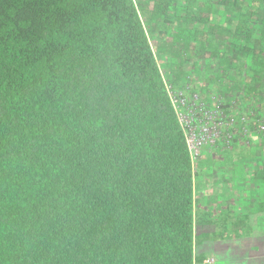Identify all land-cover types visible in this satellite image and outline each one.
<instances>
[{"label":"trees","instance_id":"16d2710c","mask_svg":"<svg viewBox=\"0 0 264 264\" xmlns=\"http://www.w3.org/2000/svg\"><path fill=\"white\" fill-rule=\"evenodd\" d=\"M167 83L264 115V0H0V264H207L253 239L264 134L194 167Z\"/></svg>","mask_w":264,"mask_h":264},{"label":"built area","instance_id":"2783aa9c","mask_svg":"<svg viewBox=\"0 0 264 264\" xmlns=\"http://www.w3.org/2000/svg\"><path fill=\"white\" fill-rule=\"evenodd\" d=\"M166 86L185 132L194 167L205 146L224 143L230 147L238 133L243 136L241 140L249 144L251 139L264 134V115L259 117L251 109L236 106L226 109L222 95L214 93L211 99H206L189 83L183 88H174L169 83Z\"/></svg>","mask_w":264,"mask_h":264},{"label":"rangeland","instance_id":"374dc122","mask_svg":"<svg viewBox=\"0 0 264 264\" xmlns=\"http://www.w3.org/2000/svg\"><path fill=\"white\" fill-rule=\"evenodd\" d=\"M164 55L165 54L163 52L159 53L163 68L168 70L169 66L167 65V60L164 57ZM239 148L241 147L235 148L237 149L236 151H239L238 150ZM235 159L239 160V162H237L236 164V170L240 171L243 175H245L248 171V166H245L244 164L250 165L251 164L250 158L249 157L244 158L243 160V158L239 154ZM225 160H229V158ZM223 165L226 166L228 164H226L225 161ZM246 178L247 180L250 181V178L248 177ZM206 190L210 193L216 192L219 190V187L210 186ZM260 227L261 229L264 230V222L261 224ZM261 229L257 227V233L253 236L252 240H248V239L245 240V238L243 239L236 238L225 241H216V242L210 241L207 242L208 244L206 243L203 244L202 250L208 254L206 263L207 264H264V235H261ZM211 243L212 246L210 247L209 245H211Z\"/></svg>","mask_w":264,"mask_h":264},{"label":"crops","instance_id":"0c3cea01","mask_svg":"<svg viewBox=\"0 0 264 264\" xmlns=\"http://www.w3.org/2000/svg\"><path fill=\"white\" fill-rule=\"evenodd\" d=\"M260 137H261V135H260ZM259 137V138H260ZM259 138H254V139H251V141H250V145H256V144H258V141L260 140ZM245 144L246 145H248L247 143H245L244 141H239V143H238V145L237 146H235V147H233V149L234 148H236V147H241V146H245ZM235 145V144H234Z\"/></svg>","mask_w":264,"mask_h":264}]
</instances>
